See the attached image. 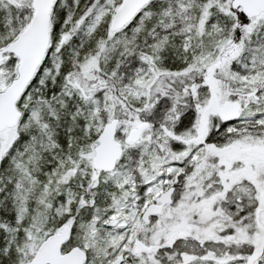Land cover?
Wrapping results in <instances>:
<instances>
[{"label":"snow or ice","instance_id":"snow-or-ice-1","mask_svg":"<svg viewBox=\"0 0 264 264\" xmlns=\"http://www.w3.org/2000/svg\"><path fill=\"white\" fill-rule=\"evenodd\" d=\"M0 264H264V0H0Z\"/></svg>","mask_w":264,"mask_h":264}]
</instances>
